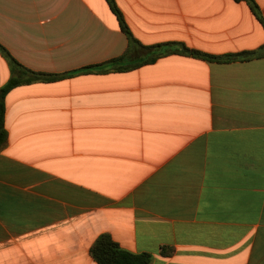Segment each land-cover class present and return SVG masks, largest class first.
<instances>
[{
  "label": "crops",
  "instance_id": "obj_1",
  "mask_svg": "<svg viewBox=\"0 0 264 264\" xmlns=\"http://www.w3.org/2000/svg\"><path fill=\"white\" fill-rule=\"evenodd\" d=\"M116 2L146 46L221 56L264 45L246 2ZM0 44L49 74L129 49L106 0H0ZM11 73L0 52V89ZM5 102L0 264H98L102 234L153 264H264V58L172 54L21 85Z\"/></svg>",
  "mask_w": 264,
  "mask_h": 264
},
{
  "label": "trees",
  "instance_id": "obj_2",
  "mask_svg": "<svg viewBox=\"0 0 264 264\" xmlns=\"http://www.w3.org/2000/svg\"><path fill=\"white\" fill-rule=\"evenodd\" d=\"M236 2H246L250 6L253 14L264 28V15L255 2V0H235ZM111 11L116 16L121 30L129 39V49L127 52L115 59L104 64L86 67L65 74H49L44 72L33 71L21 64L2 44H0L1 54L8 60L11 65V78L0 89V152L5 148L8 141V130L6 128V97L13 89L21 85L31 84L34 82H49L72 77L77 73H95V72H129L142 66L152 64L158 59L172 54H180L192 57L198 60L216 62V63H233L247 62L255 59L264 58V45L252 51H243L226 55H212L191 48L184 43L170 42L157 45L146 46L136 39L132 33L126 18L117 4L116 0H106ZM137 48L140 51H137ZM173 251L168 248L163 249L165 255H170ZM91 255L98 264H153V256L149 253H133L123 249L109 234H102L95 241L91 248Z\"/></svg>",
  "mask_w": 264,
  "mask_h": 264
}]
</instances>
